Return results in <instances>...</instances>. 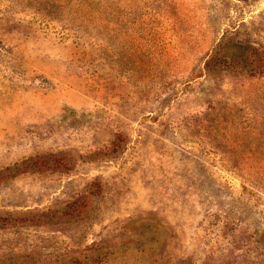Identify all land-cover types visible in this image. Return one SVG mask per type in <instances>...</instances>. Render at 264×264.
I'll list each match as a JSON object with an SVG mask.
<instances>
[{
  "label": "rangeland",
  "instance_id": "1",
  "mask_svg": "<svg viewBox=\"0 0 264 264\" xmlns=\"http://www.w3.org/2000/svg\"><path fill=\"white\" fill-rule=\"evenodd\" d=\"M258 158L264 0H0V264H264Z\"/></svg>",
  "mask_w": 264,
  "mask_h": 264
},
{
  "label": "trees",
  "instance_id": "2",
  "mask_svg": "<svg viewBox=\"0 0 264 264\" xmlns=\"http://www.w3.org/2000/svg\"><path fill=\"white\" fill-rule=\"evenodd\" d=\"M257 165H258V173H257V175H261V178H260V180H257V179H259V177L257 176V178H255V179L257 181H263V183H264V172L261 171V169H264V158H260V159L258 158Z\"/></svg>",
  "mask_w": 264,
  "mask_h": 264
}]
</instances>
